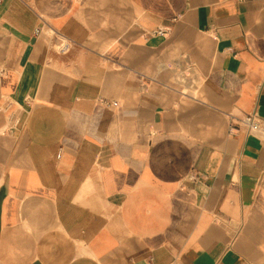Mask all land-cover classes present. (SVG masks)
I'll return each mask as SVG.
<instances>
[{"label":"crops","instance_id":"crops-1","mask_svg":"<svg viewBox=\"0 0 264 264\" xmlns=\"http://www.w3.org/2000/svg\"><path fill=\"white\" fill-rule=\"evenodd\" d=\"M246 116L264 0H0V264H264Z\"/></svg>","mask_w":264,"mask_h":264},{"label":"built area","instance_id":"built-area-1","mask_svg":"<svg viewBox=\"0 0 264 264\" xmlns=\"http://www.w3.org/2000/svg\"><path fill=\"white\" fill-rule=\"evenodd\" d=\"M37 33V31H36ZM111 106H116V103H111ZM246 130L250 133H260L264 137V127L253 116H246L241 121Z\"/></svg>","mask_w":264,"mask_h":264}]
</instances>
